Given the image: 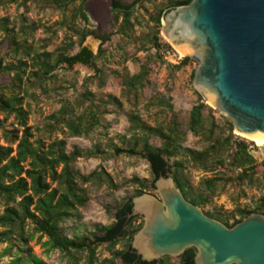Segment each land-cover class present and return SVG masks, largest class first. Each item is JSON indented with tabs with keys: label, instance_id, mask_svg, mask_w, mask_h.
Instances as JSON below:
<instances>
[{
	"label": "trees",
	"instance_id": "trees-1",
	"mask_svg": "<svg viewBox=\"0 0 264 264\" xmlns=\"http://www.w3.org/2000/svg\"><path fill=\"white\" fill-rule=\"evenodd\" d=\"M45 7L55 8L65 13L73 7L75 11L74 19L84 22V27L76 25L69 27L73 33L61 47L52 53H38L28 45V38L38 30L36 25L28 26L23 20L20 27V35L25 37L22 42L18 41L15 35V28L10 27L8 18L0 20V32L4 37L11 38L14 53L23 54L17 63L3 65L0 60V73H14V84L11 87L13 93L5 96L0 92V114L5 115V119H0V141L3 139L6 146L0 145V201L4 204L3 212L0 213V245L7 244L4 249L8 254L14 248L23 250L26 256L16 255L10 264H46L44 261L33 255L31 251L22 248L27 247L36 234L40 238L46 237L45 243L50 251L71 255L86 254V264H96L98 262L97 253L99 247L106 245V252L110 258L103 259L100 264H117L121 260L124 264H172L171 258H162L159 261H143L132 249L131 242L134 235L142 228L143 222L135 225L136 218L132 215V199L117 207L114 222L109 226L95 225L94 229L87 234L74 232L75 236L66 235L61 226L68 220L80 221L82 215L80 209L89 201L87 192L81 185L87 183H107L109 187L117 189L110 175L105 171H94L87 176H82L75 171L74 165L77 160L97 159L105 155L100 147L84 150L75 147L71 152L67 151L65 139H55L46 143L42 139L33 140L31 127L28 126V112L23 108V97L25 85L41 87L46 81L54 77V73L61 67L73 68L82 65L90 68L94 73V78L101 83L106 79L104 73L97 66V60L101 53L95 55L91 49H87L83 44L87 37L94 36L103 43L109 41L107 36H100L89 29L90 21L84 8L89 0H35ZM156 0H136L131 4H124L113 1L112 11L122 17L118 34L131 41L135 38V27L137 19L134 8L140 2H155ZM193 0H166L156 8L157 10L149 19L153 23L150 31L143 38L141 48L150 45V50H154L153 57H146L144 60L136 59L139 63L140 71L132 75L128 70L124 73L115 72L116 82L121 87V98L131 102V97L137 100L139 92L146 89L148 85L149 64L152 61L163 60V56L171 51L172 46L163 41L161 37L162 19L167 13L181 6H188ZM28 0H0V10L9 5L26 6ZM80 2L78 6L76 3ZM63 28H68L67 20L60 23ZM13 34V35H12ZM76 37L77 41L73 38ZM79 51L75 52L76 46ZM192 61L190 57H185L177 65L167 64L170 73H174L187 67ZM195 73L193 74V78ZM121 98L113 95H103L100 98L92 93L86 92L81 95L76 102V106L63 105L61 109L51 115L48 125L52 133L65 132L70 138L87 136L91 130L100 124V120L108 113V107H115L122 110L123 102ZM89 105L81 112L84 101ZM162 113L167 117V125L152 127L148 125L139 115L129 114L131 137L129 147H115L112 151L114 156L125 155L130 157L140 156L147 161L150 167L152 182L161 177H173L175 184L181 190L186 200L195 206L203 209L211 204L212 198L216 194V188L221 182H235L237 184H254L256 177L261 174L264 182V162L259 163L251 152V145L254 142L236 137L233 126L229 124V135L225 139L213 138L216 125L213 120L209 121L208 132L205 130L207 119L205 112L211 109L204 103H198L188 113L185 122L180 121L178 114L173 110V106L164 100L160 101ZM11 120L16 124L12 130L5 129V122ZM188 133L195 136H203L210 144L202 151L189 149L183 146L184 139ZM160 140L161 146L155 147L151 140ZM15 146V147H14ZM231 151L229 155L228 152ZM227 155V156H226ZM185 162L191 163L198 169L209 172L214 169L219 171L220 177L204 180L199 187H193L186 172ZM138 184L136 196L142 195L148 189L146 181H133ZM261 213L264 215V197L254 209H238L230 215L219 212L208 211L205 214L216 219L229 228L250 216V214ZM123 243L122 249H117ZM21 252V251H20ZM74 253V254H73ZM196 250L190 249L183 253L179 259V264H195Z\"/></svg>",
	"mask_w": 264,
	"mask_h": 264
},
{
	"label": "rangeland",
	"instance_id": "rangeland-1",
	"mask_svg": "<svg viewBox=\"0 0 264 264\" xmlns=\"http://www.w3.org/2000/svg\"><path fill=\"white\" fill-rule=\"evenodd\" d=\"M112 1L114 0H89L85 9L89 17V29L100 36H107L109 41L103 43L94 36H89L85 40L83 46L98 55L97 66L104 73L105 80L101 83L94 78L95 73L88 67L76 65L73 68L61 67L55 73L50 81L43 83L41 87H32L26 84L25 92L21 93L23 97V108L28 112V126L32 129L33 140L42 139L46 143L57 138L65 139L67 142V151L71 152L75 147L84 150L93 149L95 146L100 147L105 152L100 158L77 160L74 165L75 171H78L82 176H87L92 172L103 170L112 178L114 185L117 187L111 188L107 183L99 185L98 183H87L81 185L87 192L89 197L88 203L79 211L82 215L80 221L68 220L63 223L66 235L69 237L75 236L74 232L87 234L94 229L95 225L109 226L114 222L117 207L126 202L128 199L135 197L136 191L139 188L138 184L133 181L137 178L139 181H146L148 189L145 193L155 195V190L151 186L152 177L149 164L140 156L130 157L125 155L114 156L113 149L115 147H129V139L131 137L129 123V114L135 113L139 115L148 125L156 127L158 125H167V117L162 113L161 100L173 106V110L178 114L180 121L187 120L188 113L198 103L206 104L211 110L205 112L207 123L205 130L208 132L210 120L216 125L213 138L225 139L230 134L229 124L231 120L216 110L212 105L199 93L194 86L193 74L197 69L199 62L192 59L189 65L182 70L170 73L167 64L177 65L187 56L181 57L169 41L164 37L161 28V37L165 43L172 46L171 51L163 56V60L152 61L149 64L148 85L145 90L138 93L137 100L131 97V102L121 98V87L116 82L115 72L124 73L128 70L132 75L140 71L139 63L136 59L144 60L146 57H153L155 51L150 50V45L147 44L146 50H138L141 48L143 38L150 31L153 23L150 21V15H153L161 3L166 0H156L155 2H140L136 5L135 18L137 26L135 27V38L138 40H130L123 38L118 34L121 26L122 17L112 11ZM124 4H131L136 0H116ZM80 2L76 3V6ZM9 5L0 10V20L8 18L10 27L15 28V35L18 36V41L22 42L25 37L20 35V27L25 19V24L28 26L36 25L38 30L28 38V45H32L38 53L54 52L58 47H61L66 40L72 36L69 27L76 25L79 28L84 27V22L80 19L75 20L73 7H70L65 13L58 11L55 8L45 7L44 4L35 0H28L26 6ZM67 20L68 28H63L60 23ZM13 35V34H12ZM77 41V38H73ZM77 45L75 52L79 51ZM0 60L3 65L9 63L16 64L19 58L28 61L23 57L14 53L11 38L4 37L0 32ZM14 84V73H0V92L5 96H10L13 93L11 87ZM92 93L95 97L100 98L103 95H113L121 98L123 102L122 110H116L115 107H108V113L102 117L100 124L91 130L87 136L79 138H70L65 132L57 131L52 133L48 125L52 123L49 117L57 113L61 107L69 105L76 106L78 98L86 92ZM89 102L84 101V105L79 112L83 111ZM0 119H5L4 114H0ZM5 129L12 130L16 128V124L11 120L6 121ZM233 133V132H232ZM3 131H0V136ZM235 135V134H234ZM236 137H239L235 135ZM151 144L155 147H160V140L153 138ZM210 143L203 136H195L193 133H188L184 139L183 146L189 149L202 151L208 147ZM0 145L7 144L2 139ZM15 147V146H14ZM251 152L259 163L264 162V145L258 146L256 143L251 145ZM231 151L228 152L229 155ZM226 155V156H227ZM186 172L191 180L193 187H199L204 180L220 177L219 171L216 169L206 172L198 169L191 163L185 162ZM257 182L254 184H237L235 182H221L216 188V194L211 200V204L207 205L203 211L219 212L224 215H230L238 209H254L259 203V200L264 197V182L262 175L259 174ZM4 204L0 201V213L3 212ZM135 225L141 224L143 218L135 217ZM46 237L40 238L36 234L34 239L27 247L22 249L31 251L33 255L44 261L46 264H86V254L65 255L58 250L50 251L45 244ZM7 244L0 245V264H10L16 255L26 256L23 250L14 248L8 254L5 250ZM123 243L117 246V249H122ZM21 251V252H20ZM106 245L98 248L96 251L98 262L105 258H110L106 252ZM172 264H179V260L171 259ZM117 264H124L121 260Z\"/></svg>",
	"mask_w": 264,
	"mask_h": 264
},
{
	"label": "water",
	"instance_id": "water-1",
	"mask_svg": "<svg viewBox=\"0 0 264 264\" xmlns=\"http://www.w3.org/2000/svg\"><path fill=\"white\" fill-rule=\"evenodd\" d=\"M161 24L169 43L199 62L194 86L233 133L264 139V0H193ZM154 189L132 199L131 216L144 222L131 247L143 261L179 260L195 249V264H264V215L229 228L186 200L172 176Z\"/></svg>",
	"mask_w": 264,
	"mask_h": 264
},
{
	"label": "bare ground",
	"instance_id": "bare-ground-1",
	"mask_svg": "<svg viewBox=\"0 0 264 264\" xmlns=\"http://www.w3.org/2000/svg\"><path fill=\"white\" fill-rule=\"evenodd\" d=\"M175 51H177V49L175 50ZM178 53H179V55L181 56V57H183V56H188V55H184V54H182V53H180L179 51H177ZM249 141H253L254 143H256L258 146H263L264 145V139L262 138V137H255V138H249L248 139Z\"/></svg>",
	"mask_w": 264,
	"mask_h": 264
},
{
	"label": "flooded vegetation",
	"instance_id": "flooded-vegetation-1",
	"mask_svg": "<svg viewBox=\"0 0 264 264\" xmlns=\"http://www.w3.org/2000/svg\"><path fill=\"white\" fill-rule=\"evenodd\" d=\"M114 1H116V0H114ZM112 3H113V1H112ZM112 3H111V5H112Z\"/></svg>",
	"mask_w": 264,
	"mask_h": 264
}]
</instances>
